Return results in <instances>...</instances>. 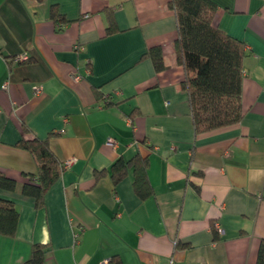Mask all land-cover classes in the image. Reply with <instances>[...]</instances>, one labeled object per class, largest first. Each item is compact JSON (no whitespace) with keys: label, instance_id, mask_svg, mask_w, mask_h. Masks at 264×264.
<instances>
[{"label":"crops","instance_id":"obj_1","mask_svg":"<svg viewBox=\"0 0 264 264\" xmlns=\"http://www.w3.org/2000/svg\"><path fill=\"white\" fill-rule=\"evenodd\" d=\"M210 1L212 25L247 51L243 113L197 133L169 0H0V173L15 181L0 188V199L18 211L15 234H0V264H28L35 244L44 247L42 264L257 263L264 0ZM53 6L65 18L61 27ZM156 46L160 71L143 56ZM24 52L27 61L15 60ZM32 137L48 138L60 164L41 206L22 193L37 163L16 144ZM134 157L147 161V184L136 190L132 165L114 184L112 164Z\"/></svg>","mask_w":264,"mask_h":264},{"label":"trees","instance_id":"obj_2","mask_svg":"<svg viewBox=\"0 0 264 264\" xmlns=\"http://www.w3.org/2000/svg\"><path fill=\"white\" fill-rule=\"evenodd\" d=\"M176 19L177 37L174 41L176 62L182 65V88L187 92L191 116L197 133L237 123L242 117L241 85L245 45L212 25L215 4L210 0H169ZM50 16L61 27L65 21L53 6ZM113 31L111 20L106 28ZM151 59L156 71L164 68L160 47H151L143 55ZM28 151L37 163V171L22 186V193L32 196L37 206L43 204L48 187L60 175V164L48 144V138H21L16 144ZM134 171V185L139 190L147 184L146 159L134 157L117 160L111 166L114 184L122 180L128 167ZM102 172H97L96 177ZM15 181L0 173V188L13 189ZM18 222V211L12 202L0 199V234L13 236ZM111 258L109 263L111 264ZM44 247L33 245L28 264H42ZM264 264V240L261 241L257 263Z\"/></svg>","mask_w":264,"mask_h":264},{"label":"built area","instance_id":"obj_3","mask_svg":"<svg viewBox=\"0 0 264 264\" xmlns=\"http://www.w3.org/2000/svg\"><path fill=\"white\" fill-rule=\"evenodd\" d=\"M15 60H17V61H20V62H22V61H27L28 59H29V56H28V54L27 53H21V54H18V55H16L15 57ZM7 84H8V82L6 81V82H4V84H3V88L5 89V88H7ZM41 90H40V88H36L35 89V91H34V93H39ZM106 144L108 145V146H114L115 145V140L113 139V138H108L107 139V141H106ZM74 159L73 158H71L70 160H67L65 163H63V165L61 166V168H64V167H66V166H68L69 164H71V162L73 161ZM216 225V224H215ZM216 227H218L217 225H216ZM109 263V259H104V260H102V261H100L99 262V264H108Z\"/></svg>","mask_w":264,"mask_h":264}]
</instances>
